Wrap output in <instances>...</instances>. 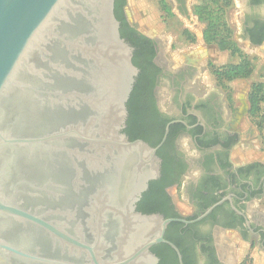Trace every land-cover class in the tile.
<instances>
[{"label": "water", "instance_id": "1", "mask_svg": "<svg viewBox=\"0 0 264 264\" xmlns=\"http://www.w3.org/2000/svg\"><path fill=\"white\" fill-rule=\"evenodd\" d=\"M134 49L115 0H0V264H158L173 219L137 207L162 159L125 132Z\"/></svg>", "mask_w": 264, "mask_h": 264}, {"label": "flooded vegetation", "instance_id": "2", "mask_svg": "<svg viewBox=\"0 0 264 264\" xmlns=\"http://www.w3.org/2000/svg\"><path fill=\"white\" fill-rule=\"evenodd\" d=\"M126 1L125 16L138 31L134 36H147L153 46V53L139 57L145 70L139 80L141 69L137 76L135 106L146 137L135 139L161 144V175L150 182L137 206L144 213L173 219L164 234L166 241L152 247L158 264H253L250 254L256 238L261 236L264 243V235L252 221L254 214L248 212L246 203L264 196V164L243 162L237 154L241 134L233 128L235 99L219 89V84L209 83L207 68L216 76L210 62L207 68L195 59L175 63L169 57L168 39L151 37L137 27L127 16ZM170 1L173 16L184 24L181 36L193 48L214 44L237 57L223 65L242 60L243 55L223 50L207 39L209 25L201 8L206 7L207 15L210 7L219 6L241 52L248 56L247 52L257 51L264 56V0H232L230 5L228 0H219V4L214 0ZM184 17L189 19L188 25ZM258 39L262 40L255 41ZM174 43L173 39L171 47ZM245 246L248 253L241 259Z\"/></svg>", "mask_w": 264, "mask_h": 264}, {"label": "trees", "instance_id": "3", "mask_svg": "<svg viewBox=\"0 0 264 264\" xmlns=\"http://www.w3.org/2000/svg\"><path fill=\"white\" fill-rule=\"evenodd\" d=\"M126 0H115V12L119 20L121 21V34L124 38L129 40L136 48L134 51L133 61L141 69V73L138 77L141 78L143 71L145 70V64L139 62V57L143 53L151 54L153 53L152 40L147 36L141 34L140 37L134 36L138 33L135 26L130 27L125 16V5ZM214 3L219 4V0H214ZM232 0H228L227 5H230ZM161 8L164 9L165 13L172 14L171 5L167 0H159ZM162 9V10H163ZM206 7L201 8L202 18L208 22L209 28L207 30V39L212 43H217L219 47L223 50H231L233 53H238L243 55L242 60L239 63H232L214 68V73L219 85H225L226 81H231L234 79H242L249 77L254 71V65L252 60L245 54L241 52L240 47L236 45L234 40H232V29L226 19L225 13L219 8V6H212L208 10L206 15ZM208 9V8H207ZM189 36L191 37L190 33ZM262 39L255 40L260 42ZM142 45V46H141ZM149 55V59H150ZM214 67V66H213ZM137 80V81H138ZM138 83L134 86L131 93L130 99L128 101L129 109V119L127 121V127L125 132L129 135L130 139H135L136 137H146L145 129L139 119L136 103V91ZM249 100V117L256 121L259 127L264 125V82H255L252 84L250 92L248 94Z\"/></svg>", "mask_w": 264, "mask_h": 264}, {"label": "rangeland", "instance_id": "4", "mask_svg": "<svg viewBox=\"0 0 264 264\" xmlns=\"http://www.w3.org/2000/svg\"><path fill=\"white\" fill-rule=\"evenodd\" d=\"M138 7L135 6V13L137 16L141 18V21L137 18V20H133V23L144 30L145 32H149L154 34L155 36L161 35L164 38H167L170 43H168V53L169 57L174 60L175 63H179L181 61H187L195 59L198 65L207 68V63L210 62V66L219 67L223 64L228 63L229 61H235L237 59L236 56L231 57L229 52L221 51L217 48L216 45L211 44L210 46L204 45L201 43H196L199 47H194L192 44H189L185 41V38L181 36V31L183 30L184 24L178 20L177 17H174L171 14L165 13L160 4L159 0H137ZM169 2V1H168ZM129 3V0H128ZM171 4V3H170ZM128 14L131 15V11L127 6ZM131 18V17H130ZM236 18V16H235ZM147 19L149 22L148 25H144L143 21ZM158 30V31H157ZM175 40L173 47H171L172 40ZM247 52V51H246ZM254 51L247 52L248 56L253 60L254 72L247 78L242 79H234L231 81H226L225 85H219V89L226 93H232L235 98V108L233 116H236V112L243 111L246 106H249V100L246 99L245 93H243L241 85L244 83L250 84L257 78H264V56L263 54ZM207 80L213 86L219 84L216 76H212L210 72V68H207ZM211 75V76H210ZM218 87V86H217ZM250 92V90H249ZM248 102V105H247ZM264 106V103H263ZM238 116V114H237ZM252 122L259 129V136L264 138V125L259 127L256 121H253L249 117L248 122ZM250 124V123H248ZM239 148L237 149V151Z\"/></svg>", "mask_w": 264, "mask_h": 264}, {"label": "crops", "instance_id": "5", "mask_svg": "<svg viewBox=\"0 0 264 264\" xmlns=\"http://www.w3.org/2000/svg\"><path fill=\"white\" fill-rule=\"evenodd\" d=\"M170 1V0H169ZM171 2V1H170ZM136 7H138L137 0H129L128 7L130 9V17L133 20L137 18L141 21V18L135 13ZM185 24L188 25L189 19L184 17ZM144 25H148L147 19L142 20ZM158 31V30H157ZM255 82H264V78H257L252 81L250 84L244 83L241 85L243 93L248 100L249 90ZM234 97V96H233ZM235 99V98H234ZM235 105V102H234ZM233 128L238 130L241 134V142L238 146L239 150L237 151L238 155L241 156L243 162H257L259 164H264V138L259 136V128L249 121V108L246 109L242 114H238V117H233ZM250 123V124H248ZM264 180V179H263ZM258 181V179H257ZM261 179L258 182L257 188L261 187ZM247 209L250 214H254V224L259 228V233L264 235V223L259 221V216L257 212H264V196L261 198H253L247 201ZM256 247L250 254V260L253 264H264V243L261 241V236L256 238ZM248 253L247 246H245L243 253L241 254V259L245 257ZM247 256V255H246ZM247 259V258H246Z\"/></svg>", "mask_w": 264, "mask_h": 264}]
</instances>
